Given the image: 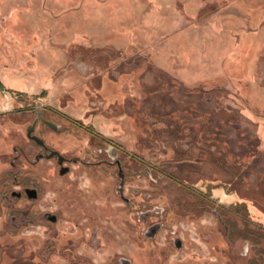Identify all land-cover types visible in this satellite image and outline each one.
Returning a JSON list of instances; mask_svg holds the SVG:
<instances>
[{
	"label": "rangeland",
	"instance_id": "rangeland-1",
	"mask_svg": "<svg viewBox=\"0 0 264 264\" xmlns=\"http://www.w3.org/2000/svg\"><path fill=\"white\" fill-rule=\"evenodd\" d=\"M1 1L0 80L6 91L0 90V113L28 106V103L18 102L12 91L24 92L27 96L36 91V98H41L37 101L39 105L46 102L61 108L70 105L67 110L70 115L93 124L153 166L209 193L212 200L226 206L245 203V213L262 231H258V243L249 245L234 236L239 225L243 227L242 221L226 214L229 233L233 235V247H229L224 227L214 214L193 208L194 198L176 184L165 188L153 186L149 180L152 175L144 173L140 164L126 156L121 160L127 174H131L125 188V196L133 199L130 209L116 194L118 180L114 169L102 167L90 171L76 167L68 178H59L53 161L33 167L23 158L12 168L13 148L26 150L31 145L26 134L32 119L25 113H11L0 118V194H4V185L13 188L16 173L22 182H40L43 196L34 205L15 202L20 210L19 220L25 222L18 229L8 224L12 222L7 216L8 207L0 201V264H129L127 260L131 264H248L252 257L261 258L260 263L264 264V157H252L253 152H264V131L261 132L264 129V88L259 96L253 92L258 101L253 103L255 108L248 96V85L244 90L246 78L264 87V42L256 52L245 53L248 60L244 61V68H248L238 78L239 82L244 80L243 89L235 85L229 89L217 82L204 81L208 76L204 66H209V58L214 64L218 59L204 54V48L214 38L201 32L208 25V15L218 9L220 2L195 0L199 6L192 17L185 9L189 0H162L163 9L172 5L177 8L179 31L183 33L173 70L169 68L170 55L165 53L162 55L166 68H156L154 47L160 40H155L152 34L159 29V21L148 18L139 26L146 27V33L140 34L143 29L136 28L134 24L138 19L132 18L131 33L137 37L123 50L130 65L121 56L110 63L109 72L99 68L106 78L104 89L101 81L96 86L101 88V93H96L92 82L85 81L69 87V94L56 93L52 87V93L42 99V87L31 86L33 81L28 76L36 70L38 76H42V70L52 65L56 52L64 56L66 50L74 58V12L79 3L68 2L61 9L65 3L60 5L59 2L60 8H57L54 0L49 3L47 0ZM14 11L19 22L14 23V27L18 24V32L14 33L17 38L8 28L12 20L8 16ZM62 14H68L67 18ZM173 28L163 24L164 42L175 33ZM37 29L42 30V34ZM144 34L146 39L142 41L138 36ZM188 41L193 43L195 55L186 47ZM245 44L252 46L253 42L247 39ZM83 50V60L78 63L82 65L84 61L83 64L90 65V52L94 51ZM139 56L149 57L155 67L141 58L133 62ZM67 66L74 67L73 63ZM90 72L84 68V74ZM76 73V69L70 71L71 75ZM250 74L256 76L252 78ZM191 80L198 88L191 89L188 84ZM42 135L51 146H63L83 158L86 154L93 155L90 139L76 131L62 139L56 138L57 143L51 141V133L42 132ZM142 194L145 199H151L152 215L139 222ZM45 212L58 214V223L46 225ZM161 219L165 225L156 237L148 239L141 229ZM173 236L183 240L182 250L170 246ZM230 258L233 262H229Z\"/></svg>",
	"mask_w": 264,
	"mask_h": 264
},
{
	"label": "flooded vegetation",
	"instance_id": "flooded-vegetation-1",
	"mask_svg": "<svg viewBox=\"0 0 264 264\" xmlns=\"http://www.w3.org/2000/svg\"><path fill=\"white\" fill-rule=\"evenodd\" d=\"M218 9L212 11L208 15V18L206 19L208 22V25L202 28L203 31L201 32V34L210 32L207 30L208 27L211 26L210 20L212 16L217 13ZM143 18L144 16H141L140 20L142 21ZM240 19H241L240 21L242 22L235 23L233 27L237 31L242 32V34H240L239 36H245L244 38H249L253 42L252 46L247 47L248 53L256 52L257 50L261 48L260 44L264 42L261 39H260L261 41H258L257 39V38H260L261 33L264 32V20L263 22L262 21L259 22L255 26V28H253L251 27L252 21L249 15L242 13V15H240ZM215 23L216 22H214V24ZM244 41L243 43H245ZM75 49H76L75 50L76 55L74 56V58L68 55V52L64 50V54L67 57V63L61 69L59 74L62 73V70L64 71L68 69H73V70L76 69L78 73L84 74L85 67L91 70L90 74H94L99 68H103L104 70L109 72L110 63L115 62L121 56H124V59L123 58L122 59L124 62H127L123 50H117L114 48H106V49H102L99 51L90 52L92 54L90 65L86 66V64H83L84 61L82 65H80L78 62L79 60H83V52H81V50L78 51L79 49L77 45ZM154 51L156 52L155 47H154ZM140 58L149 61L150 64L154 66L150 58L147 56L146 57H143V56L135 57L133 59V62H138L137 60H139ZM101 60H102V65H101ZM129 62H127L128 65H130ZM71 63H73L74 67L67 66V65H70ZM253 64L249 65V67L251 68ZM256 64L257 65H255V67L257 68L258 63ZM156 65H157L156 68H158L159 65L157 63ZM158 69L161 70L160 68ZM103 75L104 73L101 72L98 76L97 75H93V76L95 77L102 76L104 78ZM250 75L252 76V78L253 76H256L255 74H250ZM244 80L252 81L251 78L250 79L246 78ZM244 80H241V82L237 80V82L239 83L237 87L242 88L241 86ZM96 81H98V79L91 80L90 82H92V84H94V86L96 87L98 86V84L95 85ZM0 82L2 83L1 80ZM102 82H103L102 88L104 89L106 82L103 79L101 80V83ZM180 83L184 85L182 81ZM87 84H89V82H87ZM258 84L259 86L264 88L262 86L263 84H260V83ZM246 85L247 84L244 85L245 86L244 90L247 88ZM95 87H94V90L96 91V93H101L100 92L101 88H98V87L95 88ZM43 92H46V95H43L44 97H42V99H46L48 97V92L47 90ZM19 93H22L23 96H20ZM12 94L16 96V99L18 102H20L21 104H26V105L28 103V106L26 108L22 106L23 108L16 110L15 112L14 111L1 112L0 118H3L11 113H25L26 115H29L32 119L31 123H29V126L27 128V134H26L27 141L31 145L26 150L18 146H15L13 148L15 155L13 159L10 161L12 168L16 167L17 162H19L20 159L23 158L26 162H28L33 167L39 165L41 162L53 161L55 164V174L59 178H68L73 173L76 167H81L84 169H88L90 171H97L98 169L102 167L114 169L115 170L114 174L116 175V178L118 180V184H117L118 187H117L116 194L121 200H123V202L127 204V207L130 209L133 205V202H132L133 199H129L125 196V188H126L127 180L129 179V176L131 174L130 173L127 174L124 168V165H123V161L121 159H123V157L125 156L128 158H132L133 160H135L138 164H140L143 167L144 173H146L147 175H152V177L149 176V180H151V183L153 184V186L159 187V188L161 186L162 188H165L168 185L170 186L171 184H176L177 186L185 189L188 192V194L194 198L195 201L193 200V203H192L193 208H196L199 211L207 210L208 212L214 214L219 222V225L224 227V232H225L224 238L227 244L229 245V247L231 248L233 247V244H232L233 239H231L233 235L229 233L230 227H229L228 222L225 220V215L229 214L242 221L244 218L243 215L245 214L240 212L239 208L237 207V204L232 205V206H226L217 201H214L211 199L209 193H204V192H201L200 190H197L192 185L184 182L179 177L171 173H168L163 168L153 166L152 164L148 163L144 158H141L140 156L131 153L129 150H127L125 146L123 147L117 144L116 142H114V140H112L111 138H109L108 136L100 132L93 124L84 123L82 120H79L73 117L72 115H70L67 112L70 105L64 108L54 107L48 104L47 102L45 104L39 105L37 101L41 100V98H36L35 95L27 96V93L16 92V91H12ZM26 98L27 99L29 98L31 100V103H30V100L25 101ZM73 131L83 134L87 136V138L90 139L89 143L91 144V147L93 149L92 156L90 154H86V156L83 158V157H80L72 153L73 151L66 150L63 146H58V145L51 146L50 144H48L46 138L42 135V132L43 133L49 132L53 135V136H50L51 141H54L56 138L62 139L66 135H69V136L72 135ZM54 143H57V141H54ZM13 178L15 182V184L13 185V188L9 186L8 184L4 185L3 188L5 190H4V194H0V201L8 207L9 212L7 216L10 217L12 221V222H9L8 224H12V226L18 229L22 227L25 222H21L19 220L20 210L16 208L15 202L26 201L30 205L36 204L38 201H40V199L43 196V187L41 183L37 182L36 180H29L27 183L22 182L18 178V175L16 173L13 174ZM141 200H142V203L139 209L141 216H140L139 222L143 220L142 218L145 219L152 215V212L149 210V207L152 205L151 203H149V200L151 199H145L142 194ZM163 215H165V213ZM43 219L46 225L52 226L58 223L59 216L56 213L45 212L43 214ZM247 219L249 220V224L245 226L243 225V221H242L243 227L239 225V228L236 231L237 233H234V236H238L239 239L245 240L247 244L253 245L254 243L255 244L258 243L257 235L259 234L258 232L259 225L256 223H254L253 225L251 219L249 217ZM250 224H252L253 226L251 228H247L248 225ZM163 225L165 224L162 222V219H161V222H155L148 226L145 225L144 228H142L141 230L142 231L145 230L146 232L145 236L148 239H152L153 237L157 236L158 232H160ZM170 246L172 247V249L182 250V248L184 247V242L181 238H178V236H173V237H170ZM240 256L243 257L242 254ZM230 260L231 258L229 259V262H233ZM260 260L261 258L259 257L258 258L252 257L248 264H261ZM126 262L132 263L130 260H127Z\"/></svg>",
	"mask_w": 264,
	"mask_h": 264
},
{
	"label": "crops",
	"instance_id": "crops-1",
	"mask_svg": "<svg viewBox=\"0 0 264 264\" xmlns=\"http://www.w3.org/2000/svg\"><path fill=\"white\" fill-rule=\"evenodd\" d=\"M72 1L77 4L79 3V8H77L74 12L75 26L73 30V39L78 46V51L81 50V52H83V49H87V51L92 50L95 52L106 48L124 50L130 44L131 39L137 37V34L133 35L131 33L132 18L135 20L138 19L134 26L136 28L138 27L139 29L142 28L143 31H141L140 34H143L146 33V27L139 26L145 24V22L149 20L148 18L151 19L154 17V20H158L160 23L159 29L157 31L155 30L154 34H152V37H154L155 40H160L158 41V44L155 45V58L158 62L157 64L166 68V66L163 64V55L165 53V55H170L172 60L169 62V68L172 70L175 68L173 63L176 62L173 61L176 59V56L179 55V39L183 35L182 31H179L178 24L180 20L177 8L174 7L175 5H172L169 9H163L164 2L162 0H155L153 3L150 0L147 2H143L142 0H54V7L60 8V5L62 2H64V6H61V9H63V7L67 6L68 2ZM218 1L220 2L219 9L217 13L212 16L210 20L211 26L207 29L210 31V35L214 36V39L211 41V43H209L206 49L204 48L203 51L204 54L208 53L209 56H217L218 61L217 64H214V62L210 61L211 58H209V66L206 67L208 64L204 66L205 70L208 71V76H205L207 79L205 78L206 80L204 81L217 82L220 85H224V87L233 89L232 85H239L237 82L238 78L242 76L243 72H245V69L248 68L244 67L245 62L248 60V58L245 60V53H248L247 47H249L243 43L244 40L249 38H244L245 36H239L242 34V32L237 31L233 25H235V23L242 22L240 21V15H242V13L250 16L252 21L251 27L253 28H255L259 22H263L264 0H225V3L222 2L223 0ZM47 2L49 3L50 0H47ZM1 5H3L2 1L0 2V6ZM198 6L199 5L195 0L187 1L185 5L187 14H189V16L195 17ZM12 7H10V9ZM140 13H142V15H140ZM65 15L66 17L64 18H67L68 14H64L63 16ZM16 16V11L8 16L12 17L11 22H9L10 26L8 28H11L10 32L14 37H18L17 34H14L18 32V24L16 27H14V23H19L15 18ZM141 16H144L142 21L140 20ZM214 22L216 23L214 24ZM163 24H166V26L169 27H174L173 31L175 32L172 33V35L170 34L171 36L166 38L165 42L163 41ZM190 27L193 31L196 30L195 28H192V26ZM64 29L66 30V26ZM177 31L179 33H177ZM38 32L42 34L43 31L38 30ZM145 35L146 34L143 36L140 35L138 38L143 41V39H146ZM0 37L2 38L3 36L1 35ZM257 39L258 41H264V32L261 33L260 38ZM191 46H193V43L188 41L186 47L191 48L192 55H195L196 51ZM66 63V55L64 54V56H62V54L56 52L52 65H50L49 68L42 70V73H44L42 76H38V70L34 71L32 74L33 76H28L32 78L31 81H33L31 82V86H41L42 92L47 90L50 95L52 93V87H55L54 92L56 93L65 92L69 94L70 92H67L68 88L77 83L82 85L85 81L90 82L91 80L98 79L95 84L99 85L101 81L100 76H93H98L101 73L99 69V71L89 75H87V73L81 74L78 72L76 75H71L70 71L72 69L64 70L63 73L59 74ZM215 65H217L216 69ZM41 66L44 68L46 67L43 66L42 63ZM56 73H58L59 76L55 77ZM105 79L106 78H103V80ZM190 82L191 83L188 84L191 89L198 88V86L195 84L196 82H193V80ZM246 84L248 85L250 91L248 96L251 103L253 104L258 102L253 92H257L258 95L256 96H259L263 88L254 81H248ZM195 85L197 87H195ZM214 90H209L208 92L214 93L216 92ZM262 92L264 93V90ZM31 94L38 95L36 91L32 92ZM253 106L254 108L256 107L255 104H253ZM249 112L254 114L251 110ZM258 117L263 118L261 116ZM263 131L264 129L261 132Z\"/></svg>",
	"mask_w": 264,
	"mask_h": 264
},
{
	"label": "trees",
	"instance_id": "trees-1",
	"mask_svg": "<svg viewBox=\"0 0 264 264\" xmlns=\"http://www.w3.org/2000/svg\"><path fill=\"white\" fill-rule=\"evenodd\" d=\"M0 90L1 91H6V88H5V86L0 82ZM46 94V92H43L41 95L43 96V95H45ZM19 95L20 96H23V94L22 93H19ZM252 157H264V153H261V152H258V153H256V152H253V154H252ZM237 207L239 208V210H240V212L241 213H244L245 215H243L244 216V218H243V225H247V224H249V220L247 219L248 218V216H247V214L245 213V209L247 208L246 207V204L245 203H243V204H238L237 205ZM244 208V209H243ZM241 209H243V210H241ZM244 226V227H245ZM259 228V232H261L262 231V227H258ZM258 236H259V234L257 235V240H258ZM260 237V236H259Z\"/></svg>",
	"mask_w": 264,
	"mask_h": 264
},
{
	"label": "water",
	"instance_id": "water-1",
	"mask_svg": "<svg viewBox=\"0 0 264 264\" xmlns=\"http://www.w3.org/2000/svg\"><path fill=\"white\" fill-rule=\"evenodd\" d=\"M129 264H131V263L129 262Z\"/></svg>",
	"mask_w": 264,
	"mask_h": 264
}]
</instances>
